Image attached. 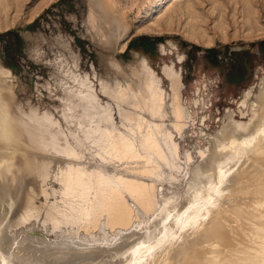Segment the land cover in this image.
I'll use <instances>...</instances> for the list:
<instances>
[{
  "label": "bare ground",
  "instance_id": "obj_1",
  "mask_svg": "<svg viewBox=\"0 0 264 264\" xmlns=\"http://www.w3.org/2000/svg\"><path fill=\"white\" fill-rule=\"evenodd\" d=\"M164 2L155 0L148 8L147 29L161 33L172 25L173 17H168L165 24L155 20L154 12ZM99 6H92L90 23H96L92 27L106 38L108 32L101 27L100 17L95 19ZM183 8L185 3L178 4L176 12ZM243 13L244 23L254 22L249 8L245 7ZM255 18L257 23L264 22L259 14ZM106 23H111L110 18ZM114 23L117 28L121 25L119 21ZM218 23L226 38L225 18ZM190 30L183 32L197 38V31ZM259 30L264 33V27ZM204 33L202 28L200 34ZM77 57L71 55L72 68L67 57L60 59L62 68L68 66L66 78L72 80V86L64 89L61 111L66 128L51 113H40L33 107L25 110L19 106L10 114L0 90V141L13 145L18 128L27 145L69 160L55 172L61 200L45 207L44 221L54 229H83L96 237L91 241L100 245L82 247L83 244L71 241L52 249L48 242L41 245L39 253L18 257L7 245L9 215L5 211L0 214V264H264V87L252 105L256 125L234 126V131L243 130L246 136L223 135L214 156L192 172L184 192L161 199L157 183L180 176L182 163L172 131L152 122L163 121L170 109L173 127L181 132L187 113L181 101L180 70L169 64L163 68L171 87L168 104L163 79L145 59L137 70L139 81L135 88H122L117 83L111 87L101 80V91L115 103L127 126L120 129L113 107L101 103L89 75L73 69L79 67ZM179 59L183 60L182 56ZM3 73L5 70L0 67V74ZM249 98L250 91L242 104L246 105ZM124 104L133 110H124ZM10 117L14 123H10ZM72 137L84 145L83 150L77 148ZM85 137L96 151L85 144ZM87 152L96 161L91 168L80 166L77 161ZM8 158V153L0 152V170L8 167ZM122 160L142 162L145 171L139 173L153 182L126 177L125 172L119 174L121 171L107 165ZM35 173L42 188L52 173L51 161H40ZM36 197L34 190L27 193L14 224L40 216L43 206L36 204ZM134 205L142 210V215L137 216ZM99 228L103 230L100 236L96 233Z\"/></svg>",
  "mask_w": 264,
  "mask_h": 264
},
{
  "label": "rangeland",
  "instance_id": "obj_2",
  "mask_svg": "<svg viewBox=\"0 0 264 264\" xmlns=\"http://www.w3.org/2000/svg\"><path fill=\"white\" fill-rule=\"evenodd\" d=\"M246 1L250 5L245 6ZM154 2L0 0V67L5 70L0 74V90L10 114H14L19 106L25 110L33 107L40 113H51L66 128L61 111L64 89L72 86V80L66 78L65 69L68 66L72 68L73 54L79 60V67L73 66L75 72L89 75L101 103L111 104L117 126L124 129L127 126L121 121L115 103L101 91V82L105 81L111 87L117 83L122 88H135L139 81L137 70L141 60L145 59L163 79L168 104L171 87L163 68L169 64L179 69L181 101L188 117L184 121L185 126L180 133L174 129L175 121L170 109H167L168 114L163 121L152 122L172 131L179 145V160L182 163L180 176L172 181L157 183L159 198L162 199L184 192L192 172L214 156L223 135L246 136L243 130L234 131L235 124L256 125L252 105L257 102L264 87V33L259 30L264 27V22H255V16L259 14L264 21V0H165L154 12L155 20L165 24L168 17H173V23L161 33L147 29L145 25L147 10ZM97 3L100 4V13H95V19L100 17L101 27L108 32L106 38L96 27H92L96 23H90L92 6ZM182 3H185V8L176 12L178 4ZM245 7L251 10L253 23L243 22ZM107 18L111 23H106ZM223 18L226 38H223L218 23ZM114 21L121 23L119 28ZM251 25L254 27L251 28ZM202 28L205 29L204 34H200ZM60 29L62 32L58 31ZM189 30L197 31V38L185 35ZM120 33L123 36L119 37ZM144 36L148 37L146 48L141 46L144 43L141 39L126 51L131 39ZM180 56L183 60L179 59ZM66 57L68 66L62 68L60 59ZM249 91V101L243 105L242 101ZM123 109L133 110L129 104H124ZM143 116L149 119L146 114ZM9 120L14 123L12 117ZM18 131L15 128L17 141L13 145L0 141L6 146L0 147V152L9 155L8 167L0 170V214L6 211L9 215L7 245L18 257L37 254L41 245L48 242L52 249L57 244L71 241L83 244L82 247L100 245L91 241L96 237L87 235L83 229L79 232L66 227L54 229L44 221L45 207L61 200L55 172L69 160L62 155L37 151L27 145ZM87 153L77 161L80 166L91 168L96 161ZM42 160L51 161L52 173L41 188L35 171ZM110 164H107L109 168L121 171L119 174L125 172L126 177L153 182L142 174L145 171L142 162L122 160ZM31 190L37 192L35 201L43 206L42 212L31 221L14 224ZM138 220L142 222V219ZM137 229L133 228L127 234ZM102 231L96 229L98 236Z\"/></svg>",
  "mask_w": 264,
  "mask_h": 264
},
{
  "label": "snow or ice",
  "instance_id": "obj_3",
  "mask_svg": "<svg viewBox=\"0 0 264 264\" xmlns=\"http://www.w3.org/2000/svg\"><path fill=\"white\" fill-rule=\"evenodd\" d=\"M57 23H59V21H57ZM58 31L59 32H62V29H60ZM72 139H73L74 143H76L77 148L83 150L84 145H82L79 142H77L76 139H75V137H72ZM84 140H85V144H87L88 147L92 148L93 151H96V149L91 144H88L87 137H85ZM141 147H143V145H141ZM160 178H162V176ZM134 207H137V206L134 205ZM142 214H143L142 210L137 207V216L142 215Z\"/></svg>",
  "mask_w": 264,
  "mask_h": 264
},
{
  "label": "trees",
  "instance_id": "obj_4",
  "mask_svg": "<svg viewBox=\"0 0 264 264\" xmlns=\"http://www.w3.org/2000/svg\"><path fill=\"white\" fill-rule=\"evenodd\" d=\"M147 38L148 37H134L133 39H131L130 43H129V46H128V49L126 51H128L129 49L132 48L133 45H135L137 42H139L141 39L144 40L145 42L147 41ZM144 48H146L144 45H143Z\"/></svg>",
  "mask_w": 264,
  "mask_h": 264
},
{
  "label": "crops",
  "instance_id": "obj_5",
  "mask_svg": "<svg viewBox=\"0 0 264 264\" xmlns=\"http://www.w3.org/2000/svg\"><path fill=\"white\" fill-rule=\"evenodd\" d=\"M140 42V41H139ZM147 43H148V41H144V43L143 44H141V46L143 47V45L145 46V45H147ZM146 47V46H145Z\"/></svg>",
  "mask_w": 264,
  "mask_h": 264
}]
</instances>
